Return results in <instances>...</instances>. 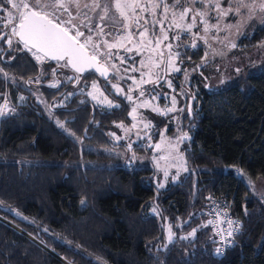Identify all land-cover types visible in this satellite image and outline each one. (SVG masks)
I'll use <instances>...</instances> for the list:
<instances>
[{"label":"trees","instance_id":"obj_1","mask_svg":"<svg viewBox=\"0 0 264 264\" xmlns=\"http://www.w3.org/2000/svg\"><path fill=\"white\" fill-rule=\"evenodd\" d=\"M263 37L264 23L238 43L251 46ZM0 49L10 109L0 115V219L20 230L0 221V264H264V187L258 199L244 183H264V66L219 89L196 87L185 113L190 139L181 146L188 172L158 190L150 167H125L102 150L110 146L111 121L127 112L105 83L101 88L118 107L103 109L73 94L47 112L26 89L54 62L37 64L14 39L11 48L0 40ZM201 55L198 48L191 52L194 59ZM87 74L95 75L83 78ZM40 91L47 103L64 93ZM217 194L231 198L241 221L222 256L214 255L200 213L207 197ZM152 202L174 234L163 249ZM194 228V236L185 235Z\"/></svg>","mask_w":264,"mask_h":264},{"label":"rangeland","instance_id":"obj_2","mask_svg":"<svg viewBox=\"0 0 264 264\" xmlns=\"http://www.w3.org/2000/svg\"><path fill=\"white\" fill-rule=\"evenodd\" d=\"M81 2L87 3L89 0H81ZM167 2L171 4L172 0H167ZM221 4L222 7H227L224 0H221ZM185 6L191 7L192 5ZM208 6L209 5L205 3L204 7L207 8ZM195 8L201 9V5L196 4ZM161 10L162 9L156 10L157 15L155 17L147 12L140 13V15L146 20L152 21L153 19L160 18L159 13ZM99 11L100 10L97 9V12ZM89 15L93 17L94 21L96 20L95 13L89 12ZM209 15H215V12H210ZM237 19V17H233L231 14L228 17L223 18L220 22L221 30L217 33L216 29H211L208 34L209 41L207 44L202 40L196 39V43L198 44V47L196 48L191 47V43L194 39V34L197 32V28H193L192 34L180 32V30L175 29V27L171 30L166 28L168 40L161 43L160 49L167 53V49L164 45L171 42L173 44L172 55L174 60L172 67L181 69L180 71H172L169 73L167 67H165L164 74H166V79L171 81L172 87L169 88L168 84L165 83L163 79L157 87V92L166 94L165 96H160V98L161 100L167 101L169 104L168 106L164 107L149 102L148 107H141L140 105L143 104L145 97H139L138 91L128 93L129 87L135 89L137 83H139L141 78L140 72L129 71L124 73L122 71L121 75L125 76L124 79H113L112 70L109 68L108 80L111 81V84H119V86L124 89L125 93L131 95L133 99L129 101L125 99L123 95H117L116 90L112 89L111 85L105 79L100 80L96 74H87L83 78L82 74L75 73L69 68L64 67L63 62L58 61H51L54 63L51 65L47 75L44 72H41L38 78L33 80L29 79L27 83L28 89H26V91L30 92L34 97L35 102L39 103L47 112H49L47 106H50L51 109L61 107L73 94L86 97L97 107L103 109L115 108L117 102L113 98L111 99V97L107 96L101 88V85L105 83L112 97H119L127 104V112L125 119L111 121V129L107 131L110 146L103 147L102 150L107 154L117 156L122 160V164L125 167L137 168L142 165L150 167L152 169L153 186L158 190L163 189L167 185L183 179L188 172V166L184 157L185 150L182 149L181 146H184L185 142H188L190 137L189 130L191 128L189 123H187L188 118L185 117V113L187 110L191 111L192 106L195 103L193 99L196 87H202L204 89H219L243 80L247 75L255 73L264 66V37L260 41L253 43L251 46H247L249 44L247 41L244 43H238L241 38H249L263 25L264 13L257 10L255 17L245 20L238 28L232 27L229 29L225 27V25L229 23L235 25ZM187 22H190V17L186 18L185 23ZM0 23L3 25V29L0 30V33H9L11 30L10 26L12 19L8 17L7 12L0 11ZM141 23H143V21H141ZM168 23L169 21H165V25ZM214 23H216L214 19L209 20V24ZM176 33L180 34V40L172 39L173 35ZM85 34L87 35L86 31ZM156 35H162L158 30V27ZM212 36H218L219 38L211 39ZM13 39L16 40L15 37ZM125 43L128 47L133 46L132 43ZM233 44H235V47H232ZM176 45H179V48H177ZM20 46L23 50L28 51L27 49H24L23 45L20 44ZM197 48L200 49L202 55L199 58L194 59L193 56H191V52ZM177 51L180 53L178 57L176 56ZM28 52L37 64L48 61L47 59L43 60L41 58L38 60L36 56L34 57L33 52ZM113 52L117 53L119 56L128 58L123 67L129 68L133 66L140 68L141 60L144 59L147 62V56L150 54L147 48L141 54L137 55L135 52H126L119 46L114 48ZM206 53V59L202 60V58H205ZM153 58L155 59L154 54ZM101 63L104 65L103 61H101ZM115 63L117 64V67H121L119 60L115 61ZM197 65H199V67H197ZM104 66L107 67V65ZM0 69L2 68L0 67ZM237 69H239V71H237ZM141 71H146V69L141 68ZM128 77H134L135 83L133 79H128ZM0 78L2 79V91H0L1 115L2 112H7L10 109L6 101V75L4 70L0 71ZM153 79H155V77H153ZM93 81L97 83L98 89L92 87ZM153 87L154 85L151 83L143 84L140 85V90H144L146 93H153L151 92ZM40 88H57V90H61L60 94L64 93L59 98H53L47 103ZM90 92L98 96L99 100L93 99V96L89 95ZM101 92L103 95H101ZM178 93H183V95H179ZM174 95L177 100L175 106L177 110L166 112V108L172 107L171 97ZM17 97L19 103L23 102V94H18ZM104 97H107V100L112 102L111 105L107 102H100L104 100ZM133 108L136 109L134 113ZM153 109L157 110L153 111ZM180 109H183V111H180ZM130 113H132V115H130ZM53 120L56 124L60 125V122L58 123L56 118H53ZM145 124H150L151 126L145 128ZM133 125L135 126L133 127ZM185 133H187L188 139L179 142L177 138L183 136ZM154 134H156L155 139L152 138ZM157 143L161 144L160 149L154 147ZM129 145H131V147H129ZM132 157H135V159L132 160ZM164 157L169 158L165 160ZM157 161H159V163H157ZM165 171L168 173L167 177L164 175ZM235 172L238 174V171ZM249 181L251 182V186ZM244 183L254 197L258 199L262 198L264 183L261 179H245ZM161 185H163V187H161ZM153 209H155V211H153ZM11 212L15 217L26 221V219L18 215L16 211L11 210ZM150 213L158 217V221L163 229L164 240L159 245V248L163 249L173 240V231L167 219L159 216L153 202L150 208ZM170 230L172 233L171 241L169 240ZM191 232L192 231H189L185 235L190 236L189 234ZM185 235L183 234V236Z\"/></svg>","mask_w":264,"mask_h":264},{"label":"snow or ice","instance_id":"obj_3","mask_svg":"<svg viewBox=\"0 0 264 264\" xmlns=\"http://www.w3.org/2000/svg\"><path fill=\"white\" fill-rule=\"evenodd\" d=\"M205 3L209 5L207 8L204 7ZM224 3L227 4L226 8L222 7L221 0H172L171 4L167 0H146V2L145 0H89L87 3H82L81 0H0V11L7 12L8 17L12 19L10 32L7 34L0 33V40H3L11 48L15 37L18 42L23 44L24 49L28 51L34 49L35 52L43 53L44 56L58 61L63 60L65 61L64 67H71L76 72H84L85 66L93 68L96 72H99L100 76L105 78L112 89L116 90L117 95H123L129 101L133 97L125 93L119 84H111V81L108 80L109 68L112 70L113 79H124L125 76L121 75L122 71L124 73L129 71L140 72L139 83H137L135 89L129 87L128 93L138 91L139 97L148 96L150 100H155L166 95L157 92V87L162 79L168 84L169 88L172 87L171 81L166 79L164 68L167 67L169 73L181 70L172 67L174 64L173 44L168 42L164 45L167 53L160 49L161 43L168 40L166 28L171 30L175 27V29L186 34H192L193 28H197L191 43V47L196 48L198 47L196 39L207 44L210 30L216 29L218 33L221 30V20L230 14L238 19L235 25L231 23L225 25L229 29L232 27L238 28L245 20L255 17L257 10L264 13V0H224ZM196 4H200L203 10L195 8ZM185 5L192 6L186 7ZM97 9L100 11L97 12ZM157 9H162L159 13V19L148 21L140 15V13L147 12L155 17ZM213 11L215 15L210 16L209 13ZM89 12L96 14L95 21L89 15ZM189 17L190 22L185 23L186 18ZM212 19L216 23L209 24V20ZM165 21H169V23L165 25ZM157 27L162 34L161 36L156 35ZM180 38L179 33L174 34L172 37L173 40H180ZM218 38V36L211 37V39ZM125 42L132 43L133 46L128 47ZM117 46L123 48L126 52H135L137 55L147 48L150 53L147 56V62L142 59L140 68L135 66L123 67L128 58L113 52V49ZM176 47L179 48V45H176ZM232 47H235V44ZM0 51L3 50L0 49ZM179 55L180 53L177 51L176 56ZM206 57L207 53L202 60ZM36 58L39 60L41 57L36 56ZM117 60H119L121 67H117L115 63ZM101 61L107 67L101 66ZM141 68L146 69V71H141ZM0 71L3 70L0 69ZM128 79H133L135 83L134 77H128ZM149 83L154 85L151 92L156 93L155 96L140 90V85ZM92 87L98 89L95 81H93ZM178 94L183 95V93ZM89 95L93 96V99L99 100V97L94 93L90 92ZM101 95H103L102 92ZM100 102H107L109 105L112 103L107 100V97H104V100ZM171 102L172 107L166 108V112L177 110L175 95L171 97ZM140 106L148 107L149 99H145ZM156 110L153 109V111ZM135 111L136 109L133 108V113ZM180 111H183V109H180ZM150 126V124L144 125L145 128ZM70 134L74 135V133ZM177 139L179 142H183L188 139V135L185 133ZM154 147L160 149L161 144L157 143ZM168 158L164 157L165 160ZM131 159L134 160L135 157ZM238 172L243 176L241 170H238ZM164 175L167 177V171ZM249 184L251 186L250 181ZM17 214L19 215V213ZM228 223L232 225L233 221L229 220ZM196 231L197 229L194 228L189 235L194 236ZM228 235L231 236L232 232L229 231ZM171 239L172 233L170 230L169 240L171 241ZM219 251L217 249V252Z\"/></svg>","mask_w":264,"mask_h":264},{"label":"built area","instance_id":"obj_4","mask_svg":"<svg viewBox=\"0 0 264 264\" xmlns=\"http://www.w3.org/2000/svg\"><path fill=\"white\" fill-rule=\"evenodd\" d=\"M151 95L155 96L156 93H151ZM145 99H149V102L152 104L164 107L169 105L167 101L161 100L160 97L155 100H150V98L146 96ZM201 213L205 216V222L210 230L214 255H224L226 250L233 243L241 225L240 219L232 209L231 198L225 194L210 195L207 197L206 205L201 210ZM229 220L233 221L232 225H229ZM209 221H211V223H209ZM229 231L232 232L231 236L228 235ZM217 249L220 251L217 252Z\"/></svg>","mask_w":264,"mask_h":264},{"label":"water","instance_id":"obj_5","mask_svg":"<svg viewBox=\"0 0 264 264\" xmlns=\"http://www.w3.org/2000/svg\"><path fill=\"white\" fill-rule=\"evenodd\" d=\"M15 39H16V38H15ZM16 41L18 42L17 39H16ZM18 43L21 44V45H23V44L20 43V42H18ZM31 52H33V53H37V54L41 55L43 58L47 59L48 61H58V60L52 59L51 57L44 56L43 53L35 52L34 49H33ZM58 62H63V63L65 64V61H63V60H59ZM100 65L103 66V67H105L101 62H100ZM67 68H69L70 70L74 71V72L77 73V74H84L85 72H92V73L96 74L100 79H102V80L105 79L104 77L100 76L99 72H96L95 69H93V68H88L87 66H85V71H84V72H76V71H75L74 69H72L71 67H67ZM0 221L6 223L7 225H9V226H11V227H13V228H16L15 226H13L12 224H10L9 222H7V221H5V220H3V219H0ZM16 229H17V228H16ZM17 230H19V229H17ZM19 231H20V230H19ZM40 246H41V245H40ZM43 248H44V247H43ZM44 249H45V248H44ZM46 250H48V249H46ZM49 252H50V251H49ZM51 253H52V252H51ZM52 254H53V253H52ZM53 255H54V254H53ZM54 256H56V255H54Z\"/></svg>","mask_w":264,"mask_h":264},{"label":"bare ground","instance_id":"obj_6","mask_svg":"<svg viewBox=\"0 0 264 264\" xmlns=\"http://www.w3.org/2000/svg\"><path fill=\"white\" fill-rule=\"evenodd\" d=\"M33 55H34V53H33ZM33 55H32V56H33ZM38 55H39V54L35 53L34 57H35V56H38ZM39 56L41 57V59L45 60V58H43L41 55H39Z\"/></svg>","mask_w":264,"mask_h":264}]
</instances>
